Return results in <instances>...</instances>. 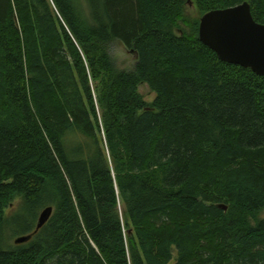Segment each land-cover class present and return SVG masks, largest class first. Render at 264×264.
I'll return each instance as SVG.
<instances>
[{
    "label": "trees",
    "instance_id": "16d2710c",
    "mask_svg": "<svg viewBox=\"0 0 264 264\" xmlns=\"http://www.w3.org/2000/svg\"><path fill=\"white\" fill-rule=\"evenodd\" d=\"M245 2L0 0V264H264V77L199 39Z\"/></svg>",
    "mask_w": 264,
    "mask_h": 264
},
{
    "label": "water",
    "instance_id": "95a60500",
    "mask_svg": "<svg viewBox=\"0 0 264 264\" xmlns=\"http://www.w3.org/2000/svg\"><path fill=\"white\" fill-rule=\"evenodd\" d=\"M199 39L220 61L264 77V25L254 20L248 2L205 14L200 20ZM221 207L227 211V207ZM53 211L49 207L41 213L35 233L49 221ZM31 238L21 236L15 243L22 245Z\"/></svg>",
    "mask_w": 264,
    "mask_h": 264
},
{
    "label": "rangeland",
    "instance_id": "374dc122",
    "mask_svg": "<svg viewBox=\"0 0 264 264\" xmlns=\"http://www.w3.org/2000/svg\"><path fill=\"white\" fill-rule=\"evenodd\" d=\"M188 9H189L188 15L191 16V19L199 18L198 10L194 4H191V2H189ZM110 53H111L112 61L115 63L118 69L132 71L135 68V65L137 63V55L134 52L127 49L124 45H121V44L112 45L110 48ZM140 93L145 99V101L148 102L149 104H152L157 98V94L153 92L147 85L140 86ZM107 158H108L109 164L112 166V162L110 160L109 154H107ZM23 203H24V198L18 197L13 202V204L6 210V218L9 221V226L7 228L5 243L6 245H8V247L16 245L15 243L16 239L19 236H21L17 234H21L23 229L25 228V227H16L15 229L13 227V224L11 223L13 218L15 217V215L17 214V212L23 205ZM121 208H123V203L120 200V210ZM20 213L21 211L17 215H19ZM120 214L122 216V210L120 211ZM172 264H175V262H173Z\"/></svg>",
    "mask_w": 264,
    "mask_h": 264
},
{
    "label": "bare ground",
    "instance_id": "6f19581e",
    "mask_svg": "<svg viewBox=\"0 0 264 264\" xmlns=\"http://www.w3.org/2000/svg\"><path fill=\"white\" fill-rule=\"evenodd\" d=\"M29 236H32V237H33V235H29ZM31 239H32V238H31ZM31 239H30V240H31Z\"/></svg>",
    "mask_w": 264,
    "mask_h": 264
}]
</instances>
